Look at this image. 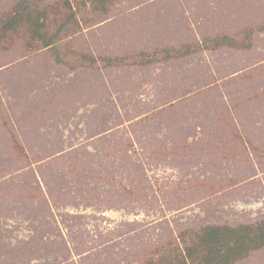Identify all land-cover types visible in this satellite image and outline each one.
<instances>
[{
    "label": "rangeland",
    "instance_id": "rangeland-1",
    "mask_svg": "<svg viewBox=\"0 0 264 264\" xmlns=\"http://www.w3.org/2000/svg\"><path fill=\"white\" fill-rule=\"evenodd\" d=\"M30 1L50 46L3 33L22 0H0V264H176L204 228L263 232L264 0Z\"/></svg>",
    "mask_w": 264,
    "mask_h": 264
},
{
    "label": "trees",
    "instance_id": "trees-1",
    "mask_svg": "<svg viewBox=\"0 0 264 264\" xmlns=\"http://www.w3.org/2000/svg\"><path fill=\"white\" fill-rule=\"evenodd\" d=\"M31 2L30 0H22L21 4L11 11L8 19L3 21L4 25L1 29L5 33L6 31L15 30L20 24H26L33 38L36 37L45 41V47L50 46L52 41L43 39L44 35L42 36V30L47 26L46 22L49 14L46 11H31ZM103 3L104 1H99L98 6L101 7ZM262 227H264V223L261 225V229ZM201 232L198 248H185L182 259L177 261L176 264H186L187 260H190L193 264H232L239 255L247 253L250 246L256 248L261 243V245H264V230L255 233L251 229L240 228L233 232L221 227H207ZM250 234L252 235L249 237ZM242 238H246L247 242H244ZM233 239L236 245L230 247L228 243ZM227 240L229 241L227 242ZM163 264L168 263L164 262Z\"/></svg>",
    "mask_w": 264,
    "mask_h": 264
}]
</instances>
